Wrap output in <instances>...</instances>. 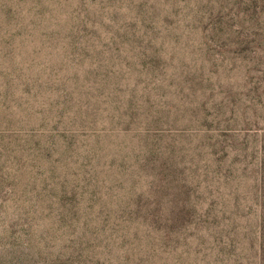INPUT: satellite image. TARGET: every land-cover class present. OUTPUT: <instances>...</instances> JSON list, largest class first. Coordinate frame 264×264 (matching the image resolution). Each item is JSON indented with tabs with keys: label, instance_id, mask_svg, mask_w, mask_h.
<instances>
[{
	"label": "rangeland",
	"instance_id": "1",
	"mask_svg": "<svg viewBox=\"0 0 264 264\" xmlns=\"http://www.w3.org/2000/svg\"><path fill=\"white\" fill-rule=\"evenodd\" d=\"M0 264H264V0H0Z\"/></svg>",
	"mask_w": 264,
	"mask_h": 264
}]
</instances>
